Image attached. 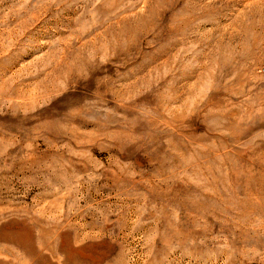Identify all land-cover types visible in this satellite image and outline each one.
<instances>
[{
	"label": "rangeland",
	"instance_id": "374dc122",
	"mask_svg": "<svg viewBox=\"0 0 264 264\" xmlns=\"http://www.w3.org/2000/svg\"><path fill=\"white\" fill-rule=\"evenodd\" d=\"M0 264H264V0H0Z\"/></svg>",
	"mask_w": 264,
	"mask_h": 264
}]
</instances>
